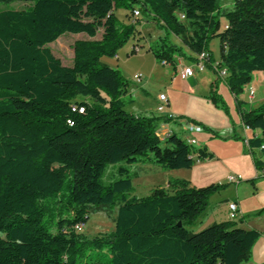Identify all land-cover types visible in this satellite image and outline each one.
I'll return each instance as SVG.
<instances>
[{
	"label": "trees",
	"instance_id": "obj_1",
	"mask_svg": "<svg viewBox=\"0 0 264 264\" xmlns=\"http://www.w3.org/2000/svg\"><path fill=\"white\" fill-rule=\"evenodd\" d=\"M14 1L19 0H0ZM20 1L28 6L0 10V264L248 261L259 230L235 220L195 229L209 198L225 183L193 187L172 179L147 197L131 195L134 164L190 169L215 154L176 131L162 140L158 122H172L168 115L126 111L127 80L102 57L117 54L138 34L136 23L120 22L116 9H139L143 20L165 30L150 49L167 63L174 65L176 55L197 62L206 52L204 65L212 67L208 44L219 37L218 67L237 95L255 71L264 70V0H234L226 12L218 0ZM221 16L227 18L222 31ZM101 29V38H95ZM66 32L90 37L75 41L72 66L48 46ZM171 34L194 55L172 42ZM238 105L241 123L260 131L247 145L264 176V159L255 151L264 144V103L238 100ZM110 164L118 165L117 177L106 184ZM105 208H117L113 231L95 236L77 231Z\"/></svg>",
	"mask_w": 264,
	"mask_h": 264
},
{
	"label": "rangeland",
	"instance_id": "obj_2",
	"mask_svg": "<svg viewBox=\"0 0 264 264\" xmlns=\"http://www.w3.org/2000/svg\"><path fill=\"white\" fill-rule=\"evenodd\" d=\"M218 2L223 12L233 8L234 0H218ZM27 6V2L20 0L11 3L0 2V10L24 9ZM115 12L120 22L125 24L135 22L138 30V34L117 51L118 57H116V54L102 57L104 64L119 69L127 80L129 91L123 95L126 111L134 115L156 113L169 115L173 117V121L180 120L200 124L203 131L193 134L199 141L195 144V147L206 145L215 154L212 159L197 160L196 164L190 169L166 170L151 161L134 164L130 167L132 172L131 195L147 197L156 188H167L168 182L172 179L186 180L193 187H204L222 182L226 184L225 187L220 188L211 195L209 198L210 210L207 215L206 213L201 214L199 220L208 223L206 226L212 223L207 221L222 222L231 220L228 201L237 199L238 187L241 184H243L241 186H244L241 187L240 191L244 198L242 203L246 208L257 198L252 195L253 185L256 181V179L252 181L253 178H256L253 173L256 174L257 169L243 131L238 100L250 104L258 103L257 106L264 103V70L255 71L250 83L235 95L224 81L225 77H220L215 69L221 62V42L219 37H213L208 44V50L213 57V66H206L204 70H196L195 79L197 82L192 84L186 79L183 88L178 82L174 84L173 81L174 78L179 76V68L175 69L173 64L165 66L163 61L157 58L150 49V45L155 40L166 35L165 30L150 22L155 25L156 29L149 34L150 27L143 28V21L146 20H143L141 15L137 17V20H134L133 12L124 7L117 8ZM226 24L227 18L221 16L219 30L222 31ZM139 29L144 31V37L140 36ZM102 31L101 29L95 38H101ZM169 37L172 42L182 46L183 51L188 55H194L178 36L171 34ZM152 38L156 39L149 41ZM81 39H90V37L86 33L66 32L57 40L49 43L48 46L57 57L61 58L65 65L72 66L74 43ZM137 39H139L138 43L141 45L139 52L133 51V44ZM177 57H181L185 65L195 66V62L190 58L176 55L175 59ZM223 69V67H218V70ZM137 73L143 74L142 79L139 81L134 78ZM251 88L256 91V100L255 98L250 100L248 97ZM161 93L168 96L169 101L165 105V110L158 112V100ZM185 122H182V124ZM170 126L183 138L190 134L175 122H171ZM255 151L259 156L260 151ZM117 166L115 164L108 166L107 172L103 176L104 183L107 184L117 177ZM230 175H242V183H227V178ZM116 213L117 208L115 210L105 208L93 212L82 232L88 236H95L113 231ZM208 215L209 218H207ZM237 220L239 219L235 221Z\"/></svg>",
	"mask_w": 264,
	"mask_h": 264
},
{
	"label": "crops",
	"instance_id": "obj_3",
	"mask_svg": "<svg viewBox=\"0 0 264 264\" xmlns=\"http://www.w3.org/2000/svg\"><path fill=\"white\" fill-rule=\"evenodd\" d=\"M148 27H150L149 30H151V31H149V34L154 32V30L156 29L155 25H153L152 23H150L148 21H143V28H148ZM142 29H139V31L141 32L140 36L144 37L145 34H144V31H142ZM158 36H159V34H158ZM155 39L156 38H152V39H149V41L150 40H155ZM137 40H139V39H137ZM163 64L165 66H170V63H163ZM173 66L175 67V69L179 68V70H180L179 76H177L176 78L173 79L174 84H176L178 82L184 88L186 79H188L190 81V83H192V84H195L197 82L196 79H195V75L191 76V77H187V78H182L181 77L180 74H181L182 69L185 66H192V65H185L181 57H177L175 59V64ZM194 68H195V70H204L205 69V67L200 69V68H197L195 66H194ZM128 91H129V89H127V93H128ZM255 94H256V91H255ZM167 98H168V101H169V97L168 96H167ZM255 100H256V98H255ZM158 102L160 103L159 100H158ZM260 102H263V101H260ZM257 104H255V103L253 104L252 103L253 106H257ZM152 115L153 116H158V117H163L164 116V115L157 114V113L156 114L147 115V116H152ZM175 123H176V121H175ZM170 124H171V122H165L164 120L161 119L158 122V127L157 128L162 127V125L171 128ZM242 126H243V124H242ZM243 131H244V133L246 135V139L247 140L249 138L253 137L254 135H258L260 133L259 130H255V131L251 130V129L246 130L244 128V126H243ZM258 151H260V150H258ZM262 155H261V151H260V155L259 156L262 157ZM254 175H255L256 178H253V179H256V181L254 182V185H253L252 195L256 196L257 198H255L253 203L248 208H246V206L242 203V200L244 199L243 195L240 193L241 187H244V186H241L243 184H241L242 182H240L241 185L238 187V192H237L238 193V197H237L236 200H234V201L238 202L239 207H240V217L238 218L239 220L236 221L238 223V226L242 227V228H245V229H257V230H259L262 233L261 237L255 243V245H254V247L252 249L251 258L248 261H246V262H244L242 264H264V176H262V174L259 171H257V170H256V174L253 173V176ZM209 207H210V205L208 206V208L204 212V213H206V215L208 214V212L210 210ZM207 218H209V215L207 216ZM207 222H213V221H207ZM206 224H208V223H204L202 220L198 219L195 229L199 230V229L205 227Z\"/></svg>",
	"mask_w": 264,
	"mask_h": 264
},
{
	"label": "built area",
	"instance_id": "obj_4",
	"mask_svg": "<svg viewBox=\"0 0 264 264\" xmlns=\"http://www.w3.org/2000/svg\"><path fill=\"white\" fill-rule=\"evenodd\" d=\"M140 15H141V13H140V10L139 9H135L133 11V16L135 17L134 20H137V17H139ZM184 17L185 16L182 14L181 15V18H184ZM140 50H141V45L138 43V40H137L133 44V51L139 52ZM207 56H208V54L206 52H203V53L199 54L197 56L198 61L195 62V67L200 68V69L204 68L205 67L204 61L207 58ZM116 57H118L117 54H116ZM163 63H167V62L163 61ZM195 71L196 70H195V68L193 66H185L182 69L180 75H181L182 78L191 77V76H194L195 75ZM219 73H220V76L221 77H225L227 75V72H226L225 69L220 70ZM142 77H143V74L142 73H137L134 76V78L137 81L141 80ZM248 97H249L250 100H253L254 99V97H255V90L254 89H252V88L250 89ZM159 101H160V103H159V106L157 107V111L158 112H163L165 110V105L168 104V98H167V96L164 93H161L159 95ZM80 111L82 112L83 109H80ZM172 122H174V121L172 120ZM177 122L181 125V127H182V129L184 131H187L188 133H190L187 137H185L186 141L189 144H197L199 141H198V139L193 134L196 133V132H202L203 131L201 125L195 124V123H192V122L191 123H188V122L180 121V120L177 121ZM182 122H185V123L182 124ZM243 126H244V128L246 130L249 129L248 126H245V125H243ZM173 131L174 130H172L171 128L162 125V127H160V128L157 129V134L163 140L167 136H169ZM259 150L262 152V154H263L262 155V158L264 159V144L260 147ZM242 180H243V177L241 175H230L227 178V183L239 184L240 182H242ZM228 209H229V217H230L231 220H236V219H238L240 217V207H239L238 202H236V201H230V202H228ZM84 226H85L84 224L77 225L76 226L77 231L82 232Z\"/></svg>",
	"mask_w": 264,
	"mask_h": 264
}]
</instances>
